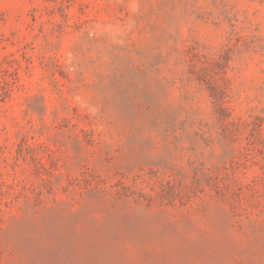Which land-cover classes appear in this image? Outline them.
<instances>
[{
  "label": "rangeland",
  "instance_id": "374dc122",
  "mask_svg": "<svg viewBox=\"0 0 264 264\" xmlns=\"http://www.w3.org/2000/svg\"><path fill=\"white\" fill-rule=\"evenodd\" d=\"M0 264H264V0H0Z\"/></svg>",
  "mask_w": 264,
  "mask_h": 264
}]
</instances>
